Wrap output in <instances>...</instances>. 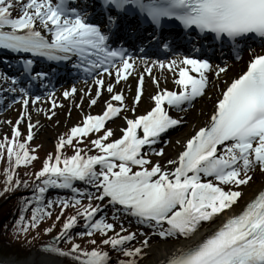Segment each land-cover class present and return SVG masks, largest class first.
<instances>
[{
    "label": "snow or ice",
    "instance_id": "6c2138e0",
    "mask_svg": "<svg viewBox=\"0 0 264 264\" xmlns=\"http://www.w3.org/2000/svg\"><path fill=\"white\" fill-rule=\"evenodd\" d=\"M83 3L85 7L78 8L70 6V0H0V48L18 54L31 53L50 61H68L75 56L78 63L74 67L82 68L89 75L95 69H102L103 74L114 75L115 83L119 84L128 78L136 64L126 49L109 46L110 36L121 20L134 19L137 28L151 27L153 31L149 35L159 46L161 41L156 33L167 18L174 27L183 26L195 33V38L189 36L194 53L200 52L196 43L209 34L213 41L229 42L234 48L242 47L241 42L249 38L264 40V0H100L98 11L103 27L89 22L92 12L88 0ZM14 10L18 12L16 16H13ZM168 31L171 35L173 29ZM43 33L50 34V39ZM162 46L169 49L171 44L164 41ZM249 51L253 54L246 70L226 84L209 121L186 140L176 159L166 162L172 166L170 169L159 161H150L142 148L156 144L162 133L181 124V120L168 114L164 104L182 109L203 96L209 87L206 73L213 65L207 58L189 54L167 63L139 57L145 67L138 73L131 110L135 112V105L143 97L145 73L157 89L149 95L154 106L135 118L124 117L127 127L121 129L123 134L119 138L105 142L113 135V130L107 129L91 141L100 154L82 155V150L76 148L73 155L62 160L61 149L73 145L74 137L83 138L90 132H99L106 121L117 117L125 108L122 93L111 95L110 100L120 102L119 106L106 102L101 114L86 115L82 125L70 129L67 138H59L55 162H51L49 155L35 172L39 183L34 187L32 198L26 199V205L34 201L39 205L48 189L54 187L71 189L75 193L71 201L57 198L63 205L61 213L70 203L80 208L64 221L53 242L43 246L42 258L33 264H63L67 257H72L76 264H109V252L99 246L86 249L76 242H72L67 250L58 246L65 237L68 241L73 240L68 232L77 225L79 217H83L86 231L77 233L78 236L93 237L94 233H103L99 244L110 246L126 258L117 259V264H139L146 255L145 249L150 246L149 234L126 231L122 222L117 230L106 217L98 216L103 206L100 203L93 206V199L107 200L114 213L121 211L136 218L160 238L183 237L190 241L169 252L165 264H264V190H259L238 213L231 211L244 195L241 186L250 183L255 171L264 175V52L255 53L251 48ZM33 64V59H22V71L12 76L0 72V81L9 85L7 89L0 85V93L19 91L22 94L19 99L25 111L21 117L27 115L30 101L36 104L41 97H30L27 87L17 85L25 78L31 83L48 75L44 71L33 73ZM153 66L167 67L169 72L175 68L177 78L174 83L179 86V91L161 89L159 80L151 76ZM227 67L226 64L216 66L215 75L225 73ZM110 69H114V73ZM95 84V97L98 98L104 85L103 75L95 80ZM70 92L75 93L76 88L66 89L63 95L68 97ZM107 92L114 93V84L107 85ZM96 98L90 99V104L95 105ZM56 106L53 101L52 107ZM20 122L18 119L16 125ZM138 129L142 130V135H138ZM19 135L14 126L13 139L5 136L4 142H0V156L6 148L11 164L6 170L5 191L28 187V182L19 178L12 184V172L17 166L37 158L34 150L30 153L27 147V141L33 138V124H28L27 140L16 141ZM163 153L161 148L155 154L161 156ZM150 164L151 167H147ZM133 166L136 171L132 170ZM74 181L90 185L96 189V194L77 189ZM85 195L89 203L82 205L80 197ZM53 203L48 200L45 207H34L28 222L21 216L17 233L27 234L29 227L35 229L45 216L51 215L46 208ZM217 216L222 218L218 226L206 230L208 234L202 239H191L202 223H210ZM60 219L57 215L56 221ZM54 227L44 231L51 233ZM138 234L144 238L136 246H126L136 240ZM90 242L97 245L95 238Z\"/></svg>",
    "mask_w": 264,
    "mask_h": 264
},
{
    "label": "rangeland",
    "instance_id": "374dc122",
    "mask_svg": "<svg viewBox=\"0 0 264 264\" xmlns=\"http://www.w3.org/2000/svg\"><path fill=\"white\" fill-rule=\"evenodd\" d=\"M15 13L17 14L18 12H15ZM37 27H39V25H37ZM46 34L50 35L48 33H46ZM244 55H247V53L242 54L240 56V58L243 59ZM114 83H115V81H114ZM130 85L131 84L128 83L127 80H121L119 84H116V87H115L116 89H123L124 90V93L127 97V100L125 101L126 105H125V108L123 110V113L120 116H118L111 124H109L106 127V129L104 130V131H106L107 129L113 130V135L111 137H109L107 140L109 142H111V140H113V139L119 138L123 134L121 129L126 127L124 117H127V118L128 117H135V116H138L139 114H142L145 110H147V108L149 107V104L151 103L149 101L148 104L143 105V101L141 99V101L135 105L136 110H135V112H133L131 110V106H132V100L134 97L133 96L134 91L129 90L131 93L128 92V88ZM92 89H94V88H92ZM94 92H95V90H94ZM93 93L90 92L88 94V90H86L83 95L81 93V96H79L76 92L75 94L70 93L68 97H65L62 93L61 97L58 98L61 100L55 101L57 104L56 107H52V102H47L45 104V107L43 110H41L40 107L38 108L40 113H39V115H36V117H31L32 120H28V119L25 120V118L21 117V114H19V110H20L19 104L11 107L12 109H10V108L4 109L2 112L3 116L2 115L0 116V138L2 139L3 137H1V136H4L7 133L13 134V127L14 126L18 128V131L21 135H26V137H27L28 124L29 123L33 124L34 121H37L38 123L33 124V138L30 140V142L37 145V146L40 145L41 150L45 151L44 147H49L52 144H54L55 141L57 140V138L61 137L62 135H64V136L69 135L70 129L74 125H78V124L82 125L83 119H84V114L99 112L98 107L101 103V101L99 99H102L104 101L106 98H102V96L100 98H96L97 103L95 105H92V104H90V99L95 98V97H93ZM107 94H109V93L107 92ZM201 99L200 98L196 99L195 103H198L199 100H201ZM77 105H79V107H77ZM191 105L189 107L183 108L182 111L183 112L185 110L187 111V109H189L191 107ZM30 108H31L32 114H34V113L36 114L37 109L34 106H31ZM52 113H53V117H51ZM18 119L21 120V123L19 125H16V121ZM183 128H184V125L182 123V125L177 127L173 133L169 134V136L164 139V142L160 146H158V148H160V149L163 148L164 150H166V146L168 145V142L170 141V139H173V137L178 132L182 131ZM104 131H102V132H104ZM165 141H167V143H165ZM155 153H154V156L151 155L150 153H148V155H147V158L150 161H152L153 163H155L156 161H159V156L156 155ZM147 167H151V164L147 165ZM165 167H168L169 169L171 168L169 165H166ZM259 176H260L259 182L263 186L264 185V176L261 173H259ZM105 201H103V202L98 201V203L106 205V203H104ZM242 205H243L242 202L239 200V202L236 203L233 207L234 208L235 207L240 208ZM122 213L123 212H121V211H117L113 215H115V217L119 218V216H121ZM216 218L213 219L210 223H207V222L202 223V225L200 226V229L210 228L211 223L213 221H215ZM112 220H113V217H110L109 221H112ZM121 222L123 223L124 228L128 229L129 231H133V232H137V233L143 232L145 234H149V236L152 235L153 239H156V240L180 241V239H182V238H176V237L160 238L153 233V230L151 228H148L149 230H147V229H143L139 225L136 226L135 224H133L134 222L132 220L124 217V215H122V217L119 219V222L117 223V227L120 226ZM143 238H144L143 236L138 234L136 237V240L129 242L126 246H128V245H130V247L136 246L139 243V241L142 240ZM152 243H154V242L152 240H149V245ZM145 252H146V255L140 259L139 264H143L149 258L148 248L145 249ZM34 255L36 256V261L40 260L41 253L37 252V253H34ZM31 256H33V255H29V256L25 257V259H22V262L24 263ZM12 259H13L12 257H8V260H12Z\"/></svg>",
    "mask_w": 264,
    "mask_h": 264
},
{
    "label": "trees",
    "instance_id": "16d2710c",
    "mask_svg": "<svg viewBox=\"0 0 264 264\" xmlns=\"http://www.w3.org/2000/svg\"><path fill=\"white\" fill-rule=\"evenodd\" d=\"M91 141L80 143L82 155L86 150L97 151L91 146ZM87 145V146H86ZM64 157L73 155L74 150L72 146L66 147L64 150ZM37 158L31 163L26 165L17 166L12 172L13 179L12 184H15L17 178L21 181H27L28 187H17L14 191H5V179L6 170L11 168V164L8 160L7 150L5 148L3 156H0V254L6 257L25 258L31 254L32 251L41 253L42 247L46 244L52 243L53 237L60 231L64 221L72 215H75L78 208H67L63 213L58 212L53 216H50L41 221L35 229L29 227L27 234L20 232L17 233L16 228L20 217H24V221L28 222L32 216V205H26V199L32 198V192L26 193L31 188L32 184L39 183V180L35 177L37 172L43 164V161L51 155L53 162V149L38 151L34 154ZM59 215L61 219L56 221V216ZM55 225L51 233H46L45 228H49ZM68 235L74 236L72 229L69 230ZM101 236L96 235L93 238L97 240V245L91 244L93 238L76 239L73 237L72 241H68L65 237L58 246L65 250L70 248L72 242L79 243L82 248L91 249L94 246H99L104 250L111 249L110 246H104L99 244ZM63 264H76L72 257L64 258Z\"/></svg>",
    "mask_w": 264,
    "mask_h": 264
},
{
    "label": "bare ground",
    "instance_id": "6f19581e",
    "mask_svg": "<svg viewBox=\"0 0 264 264\" xmlns=\"http://www.w3.org/2000/svg\"><path fill=\"white\" fill-rule=\"evenodd\" d=\"M250 52L247 53V55L243 56V59H237V60H231L225 63L228 67L226 69L225 73L220 74L219 76L215 75V68L209 70L206 74L209 76V87L206 90L205 94L200 97L201 100H199L198 103H193L192 106L187 109V111H181L179 112L181 118L183 121L184 128L182 131L178 132L173 139H170L168 142V145L166 146V150H164V154L159 156V163L162 166L167 165V161L170 159H176L178 153L183 150V144L186 142L188 138L191 137L195 133L196 130H198L200 127L204 126L210 119L211 114L214 110V105L216 103L217 98L220 96L221 92L225 89L226 84L231 81V79H234L239 72H241L244 67L246 66L247 61L250 58ZM152 60H159V59H152ZM149 60V61H152ZM171 60V59H170ZM165 63H167L169 60H164ZM225 64L219 65L223 67ZM144 64L141 60H136L135 68L134 70H131L130 74V83L131 88L130 91H135V87L137 85V79H138V73L143 72L144 70ZM158 66H153L151 76L155 77L157 80H159L160 84L159 87L161 89L167 88L169 90L177 87L179 89V86L174 83V80L177 78L175 68L169 72L167 67L160 69ZM151 77L145 73V81H144V93H143V105H146L149 103V94H154L157 89L153 84H151ZM82 88L79 87L78 94L81 95ZM147 102V103H146ZM153 103L149 104V107L147 108V111L150 110ZM146 110L143 112L145 114L147 112ZM183 112V113H182ZM34 116V115H33ZM138 132V130H137ZM179 141V143H177ZM172 167L171 165H169ZM255 171V170H254ZM259 171H255V175L253 176V179L250 181V183L247 186H241L243 188L244 195L239 199L242 204L246 203L248 200H250L261 188L262 184L259 182L260 176ZM264 176V175H263ZM203 179V177H202ZM232 213H236L237 207H232L231 209ZM228 215V213H225V216ZM219 222L221 223V217L217 216ZM206 232V229H199V231L196 233V236L192 237V240H195L199 237H201ZM180 241H171V240H156L153 239V236H149V240H152L154 243L150 244L148 247L149 250V258L147 261H145L143 264H159L163 262L166 258V256L171 252L174 248H179L182 245H185L189 243V240H186L183 237ZM42 257H40L41 259ZM36 261V256H31L27 261L24 262V264H33V262Z\"/></svg>",
    "mask_w": 264,
    "mask_h": 264
}]
</instances>
